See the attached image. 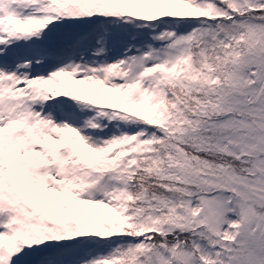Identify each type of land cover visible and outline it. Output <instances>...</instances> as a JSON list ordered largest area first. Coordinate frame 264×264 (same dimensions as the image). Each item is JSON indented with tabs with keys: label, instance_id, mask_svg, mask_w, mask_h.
Segmentation results:
<instances>
[{
	"label": "snow or ice",
	"instance_id": "6c2138e0",
	"mask_svg": "<svg viewBox=\"0 0 264 264\" xmlns=\"http://www.w3.org/2000/svg\"><path fill=\"white\" fill-rule=\"evenodd\" d=\"M0 264H264V0H0Z\"/></svg>",
	"mask_w": 264,
	"mask_h": 264
}]
</instances>
